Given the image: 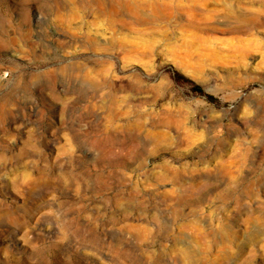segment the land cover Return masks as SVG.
Returning <instances> with one entry per match:
<instances>
[{
    "label": "rangeland",
    "instance_id": "1",
    "mask_svg": "<svg viewBox=\"0 0 264 264\" xmlns=\"http://www.w3.org/2000/svg\"><path fill=\"white\" fill-rule=\"evenodd\" d=\"M0 264H264V0H0Z\"/></svg>",
    "mask_w": 264,
    "mask_h": 264
},
{
    "label": "trees",
    "instance_id": "2",
    "mask_svg": "<svg viewBox=\"0 0 264 264\" xmlns=\"http://www.w3.org/2000/svg\"><path fill=\"white\" fill-rule=\"evenodd\" d=\"M176 78L179 79V80L180 79H184V80L190 82L192 84L191 86H192V90L193 91H195V92H197L199 94L205 95L207 97V99H209L210 101L215 102V103L218 101L215 96L205 93V91L203 90V88L199 84L192 82L190 79H188L184 75L178 74Z\"/></svg>",
    "mask_w": 264,
    "mask_h": 264
},
{
    "label": "bare ground",
    "instance_id": "3",
    "mask_svg": "<svg viewBox=\"0 0 264 264\" xmlns=\"http://www.w3.org/2000/svg\"><path fill=\"white\" fill-rule=\"evenodd\" d=\"M117 3H118V1H117ZM126 3H127V1H126ZM128 4H129V1H128ZM132 4H133V3H132ZM144 4H145V3H144ZM129 5H130V4H129ZM141 5H142V4H141ZM131 6H132V5H131ZM126 7H127V5H126ZM132 7H133V6H132ZM135 7H136V6H135ZM141 7H142V6H141ZM141 7H140V8H141ZM142 8H143V7H142ZM127 9H128V8H127ZM134 9H135V8H134ZM134 9H131V10H134ZM137 9H138V7H137ZM129 10H130V9H129ZM139 10H140V9H139ZM133 12H134V11H133ZM129 14H131V12H130ZM124 15H125V14H124ZM141 15H143V13H142ZM125 16H126V15H125ZM129 16H130V15H129ZM144 16H145V15H144ZM142 17H143V16H142ZM191 24H194V22L191 21ZM195 24H196V23H195ZM113 99H114V98H113ZM115 101H116V100H115ZM114 103H116V102H114ZM121 109H122V108H121ZM121 109H120V110H121ZM113 110H114V109H113ZM113 110H112V111H113ZM112 111H111V112H112ZM114 111H115V110H114ZM114 111H113V112H114ZM124 111H126V110H123L122 112H124ZM125 113H127V111H126ZM114 114H115V112H114ZM114 114H113V115H114ZM116 114H118V113H116ZM116 114H115V116H116ZM120 115H121V114H120V112H119V116H120ZM126 115H127V114H126ZM115 116H114V117H115ZM120 117H121V116H120ZM115 118H116V117H115ZM142 118H143V117H142ZM169 118H170V117H169ZM172 118H173V117H172ZM113 119H114V118H113ZM170 120H171V119H170ZM172 120H173V119H172ZM176 120H177V119H176ZM134 121H135V120H134ZM174 121H175V120H173V123H174ZM135 122H136V121H135ZM181 122H182V121H181ZM131 123H132V121H131ZM131 123H130V124H131ZM162 123H163V122H162ZM162 123H161V124H162ZM164 123H165V122H164ZM177 123H179V125H180V121H177ZM177 123H176V124H177ZM182 123H183V122H182ZM133 124H134V123H133ZM144 124H145V123H144ZM153 124H154V123H153ZM131 125H132V124H131ZM150 125H151V124H150ZM154 125H155V124H154ZM166 125H167V124H166ZM132 126H134V125H132ZM145 126H146V124H145L143 127H145ZM150 127H151V126H150ZM178 127H179V126H178ZM138 128H139V127H138ZM174 128H175V127H174ZM180 128H181V127H180ZM176 129H177V127H176ZM181 130H183V129H181ZM181 130H180V131H181ZM180 131H179V132H180ZM149 134H151V133H149ZM212 159H213V158H212ZM223 161H224V160H223ZM224 162H225V161H224ZM221 163H222V162H221ZM226 164H227V163H226ZM217 165H218V164H217ZM222 165H224V163H222ZM226 166H227V165H226ZM227 167H228V166H227ZM220 168H221V167H220ZM224 168L226 169V167H223V169H224ZM221 169H222V168H221ZM225 169H224V170H225ZM226 170L228 171V168H227ZM221 171H222V170H221ZM227 171H226V172H227ZM227 174H230V172L227 173Z\"/></svg>",
    "mask_w": 264,
    "mask_h": 264
}]
</instances>
